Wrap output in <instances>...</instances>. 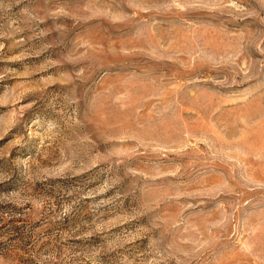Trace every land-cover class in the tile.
<instances>
[{
	"label": "rangeland",
	"instance_id": "1",
	"mask_svg": "<svg viewBox=\"0 0 264 264\" xmlns=\"http://www.w3.org/2000/svg\"><path fill=\"white\" fill-rule=\"evenodd\" d=\"M0 264H264V0H0Z\"/></svg>",
	"mask_w": 264,
	"mask_h": 264
}]
</instances>
